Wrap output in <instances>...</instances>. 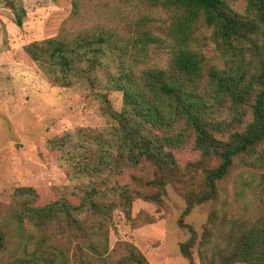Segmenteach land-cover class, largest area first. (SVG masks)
Here are the masks:
<instances>
[{"label":"trees","instance_id":"trees-1","mask_svg":"<svg viewBox=\"0 0 264 264\" xmlns=\"http://www.w3.org/2000/svg\"><path fill=\"white\" fill-rule=\"evenodd\" d=\"M1 1L20 27L23 8ZM239 1L243 12L236 8ZM121 2L173 14L167 31L173 45L164 67L138 71L132 64L148 44H160L146 30L145 17L115 14L113 27L59 34L24 47L53 86L82 88L98 97L108 124L46 142L75 183L79 201L61 196L37 206L32 188H16L7 213L0 207L1 263L96 264L108 255L113 213L129 220L135 198L161 207L172 185L186 203L179 225L190 238L179 252L189 264L195 247L200 264H264V209L248 222L230 212L229 202L230 184L245 173L260 172L264 192V46L257 67L246 62L264 36V0ZM77 9L74 2L73 18ZM203 30L210 32L223 68L191 48ZM126 33L129 38L121 35ZM109 93L121 96L118 110ZM188 147L198 158L181 165L176 154ZM125 174L130 185L120 183ZM208 202V220L198 237L182 219ZM119 247L112 264H150L134 244Z\"/></svg>","mask_w":264,"mask_h":264},{"label":"rangeland","instance_id":"rangeland-1","mask_svg":"<svg viewBox=\"0 0 264 264\" xmlns=\"http://www.w3.org/2000/svg\"><path fill=\"white\" fill-rule=\"evenodd\" d=\"M14 1L24 10L20 27L12 11L0 0V207L3 215L7 213L13 191L20 187L32 188L37 193V206L50 204L61 196L73 204L78 203V196L73 194L75 183L68 180L60 167L59 155L47 151L46 142L65 132L100 129L108 124L98 97L82 88L53 86L27 56L24 47L59 34L69 36L113 27L115 14L134 20L148 18L146 30L159 39L160 44L150 43L145 50L139 51L137 62H131L136 70L164 67L173 45L167 34L173 17L169 11L141 5L132 8L121 0ZM74 2L78 4L76 18L72 16ZM236 8L243 12V2L239 1ZM121 35L129 38L127 33V36ZM195 38L191 48L223 68L224 62L210 41V32L203 30L196 33ZM257 44L247 55L246 62L251 69L257 67V53L262 52L264 36ZM107 98L113 109L118 110L121 96L109 93ZM197 158L198 154L190 147L176 154L181 165ZM260 176V172L245 173L230 184V212L235 217L254 222L262 215L264 192L259 184ZM120 183L130 185L128 174ZM210 206L209 202L195 206L182 219L198 237L208 220ZM185 208V201L172 185L166 188L161 207L135 198L129 220L119 211L113 213L115 229L108 235V255L96 264L115 262L121 255V242L134 244L142 254L157 249L161 253L162 250L166 253L165 264H189L179 252L180 244L190 238L188 229L179 225ZM192 256L193 263L200 264L196 247Z\"/></svg>","mask_w":264,"mask_h":264},{"label":"crops","instance_id":"crops-1","mask_svg":"<svg viewBox=\"0 0 264 264\" xmlns=\"http://www.w3.org/2000/svg\"><path fill=\"white\" fill-rule=\"evenodd\" d=\"M162 252H163L162 250H161V253L159 252L162 257L159 256L158 249L153 250L151 252H146L143 254L150 264H165L166 253L164 254ZM163 255H164V257H163Z\"/></svg>","mask_w":264,"mask_h":264}]
</instances>
